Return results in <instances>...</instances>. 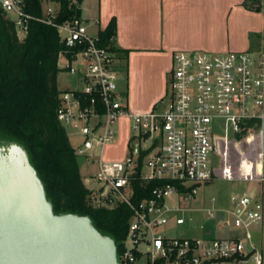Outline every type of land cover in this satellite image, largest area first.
Returning a JSON list of instances; mask_svg holds the SVG:
<instances>
[{"label": "built area", "instance_id": "2783aa9c", "mask_svg": "<svg viewBox=\"0 0 264 264\" xmlns=\"http://www.w3.org/2000/svg\"><path fill=\"white\" fill-rule=\"evenodd\" d=\"M0 6L14 13L10 17L20 38L31 19L58 29L64 45L58 62L60 56L65 60L58 63L59 72L69 80L58 85L57 119L75 136V153L96 165L84 177L89 203L126 204L131 210L120 264L263 263L253 228L262 223L264 212L255 192L234 191L229 207H208L205 219L193 226L200 229L198 235L187 234L184 227L182 234L168 230L192 223V207L184 202L196 198L202 185L235 180L225 164L223 170L218 166L228 136L259 133L257 166L238 177L264 180V29L254 49L174 51L165 96L151 110L135 112L119 88L124 69L114 37L104 42L82 18L57 21V2H45L40 16L27 12L23 0H0ZM260 11L264 15V1ZM123 118L129 122L126 155L106 160Z\"/></svg>", "mask_w": 264, "mask_h": 264}, {"label": "trees", "instance_id": "16d2710c", "mask_svg": "<svg viewBox=\"0 0 264 264\" xmlns=\"http://www.w3.org/2000/svg\"><path fill=\"white\" fill-rule=\"evenodd\" d=\"M24 9L40 16L45 2L60 5L56 20L81 18L83 0H23ZM264 0H245L259 11ZM104 42L116 34V20L100 30ZM64 47L55 25L36 19L29 22L24 38L15 21L0 6V137L22 144L41 177L56 213L88 215L104 234L112 236L121 252L131 210L126 204L94 207L66 129L57 119L60 71L58 56ZM114 48L127 68V50ZM148 196L143 193L141 197Z\"/></svg>", "mask_w": 264, "mask_h": 264}, {"label": "crops", "instance_id": "0c3cea01", "mask_svg": "<svg viewBox=\"0 0 264 264\" xmlns=\"http://www.w3.org/2000/svg\"><path fill=\"white\" fill-rule=\"evenodd\" d=\"M95 1L85 11L81 4V18L93 31L116 20L114 42L127 50V68L119 79V88L135 112L151 110L165 96L174 51L249 50L257 48L263 37L264 15L247 8L245 0ZM128 123L126 118L120 121L117 144ZM232 192L217 194V207H229ZM254 240L263 253L264 264V238L254 234Z\"/></svg>", "mask_w": 264, "mask_h": 264}, {"label": "water", "instance_id": "95a60500", "mask_svg": "<svg viewBox=\"0 0 264 264\" xmlns=\"http://www.w3.org/2000/svg\"><path fill=\"white\" fill-rule=\"evenodd\" d=\"M0 147V264H120L88 215L56 213L26 148Z\"/></svg>", "mask_w": 264, "mask_h": 264}, {"label": "rangeland", "instance_id": "374dc122", "mask_svg": "<svg viewBox=\"0 0 264 264\" xmlns=\"http://www.w3.org/2000/svg\"><path fill=\"white\" fill-rule=\"evenodd\" d=\"M82 7L85 11L86 7H93L96 4L95 0H83ZM14 16L13 12H9L8 16ZM59 65L65 63L63 57H59ZM69 76L63 72H59L57 76L58 85L64 87L66 82L68 83ZM68 132L70 142L72 144L76 143L75 136ZM226 141H222V148L218 155V166L219 168H224V164L227 168V175L232 177L236 175L235 180L232 179H219L211 184L202 185L198 191L196 198L184 202L187 206L192 207L190 210V215L193 217L192 223H186L185 225L179 227H173L168 230V234L176 235L182 234L181 227L187 228V234H200V229L193 227L194 225L200 224L205 219V214L208 207L219 205V199L211 200L210 197H217L220 192H232V191H249L255 192L258 197V203L264 212V180L259 182L244 179L238 176H245L246 174H251V171L256 168L257 163V148L260 144L261 138L259 133L249 134L244 138L239 139L234 135H230L226 138ZM129 140V129H123L122 141L112 147H108L106 151V160L110 159H122L126 155L127 144ZM14 140H7L0 137V147L9 146L10 142ZM226 151H225V149ZM79 165L81 174L85 177L86 175L92 173L96 169L94 164H86L83 157L79 156ZM223 170V169H222ZM239 179H238V178ZM88 184V183H87ZM221 215V214H220ZM253 234H260L264 238V219L262 223L253 228Z\"/></svg>", "mask_w": 264, "mask_h": 264}]
</instances>
